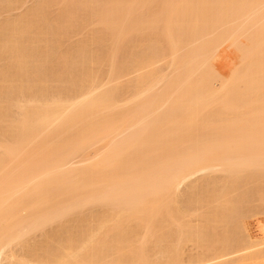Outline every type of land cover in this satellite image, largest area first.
Wrapping results in <instances>:
<instances>
[{
  "label": "bare ground",
  "instance_id": "obj_1",
  "mask_svg": "<svg viewBox=\"0 0 264 264\" xmlns=\"http://www.w3.org/2000/svg\"><path fill=\"white\" fill-rule=\"evenodd\" d=\"M41 1L46 5L54 0ZM68 1L65 0L67 7ZM100 1L103 4L100 2L99 8L93 6L90 18L101 26L102 36L94 38L97 42L100 37L112 42L111 47L105 46V49L111 48L109 51L102 50L107 60V56L100 54L110 63V69L116 64L120 70L117 71L121 72L113 74V69L108 76L113 80L126 70L127 74L143 71L137 77L138 72L135 82L130 81L137 92L130 98L134 97L133 104L126 101L118 104L120 93L117 91L124 92L121 90L126 85L123 89L118 85L106 90L95 87L96 82L92 85L96 76L92 74L94 68L90 69L96 58H86L85 49L77 51L83 53L77 57L81 58V64L76 59L72 63V66L80 64L77 70L81 67L82 73L78 70L77 82L81 80L78 83L82 82V90L78 84L74 93L71 92L73 86H64L65 81H60L62 86L56 83L55 87L44 71L43 78L42 69L36 71L43 67L40 63L48 55L64 52L59 42L58 52L52 44L57 41L60 28L75 19L72 15L76 14L75 5H69L74 13L72 8H64L68 10L66 20H70L65 22V17L59 16L64 20L56 21L66 24L60 26L57 22V28L54 18L55 28L53 23L50 29L41 25L47 10L38 8V3L23 17L18 16L20 19L10 18L12 23L4 22L0 26V118H9L8 124L0 119L6 124L1 125L0 132L10 131L8 135L13 138L11 141L3 137V141L1 137L7 134L0 133V149L4 150L0 153V260L4 254L6 264H264V216L261 211L254 213L256 218L251 216L255 218L256 223L252 221L255 227L248 217L250 227L244 222L246 219L239 217L241 211L237 209L241 210L243 204L238 201L241 206L237 208L239 196L236 195H246L247 191L242 192L240 187L250 185L251 181L264 182V0ZM54 36L55 40L48 38ZM128 37L138 38L134 42L140 46L135 43V51L134 42H128ZM145 38L149 41L143 42L144 49L138 42ZM91 39L87 38L85 46ZM124 40L127 46L131 43L129 58L117 64L115 55L125 45ZM224 44L234 47L239 54V63L227 79L220 78L214 68L219 48ZM141 45L142 50L138 51ZM129 47L133 51L131 56ZM95 55L100 59L99 53ZM162 57H171L170 76L160 74L154 67ZM59 60L53 64L55 68L51 64L53 70H61L62 65L68 72L67 61L61 64ZM84 61L90 63L89 70ZM53 72L52 77L57 76ZM109 77L108 83H111ZM25 78H28L26 82ZM157 85L159 88H155ZM84 86H88L86 91ZM54 87L58 90L62 87L61 91L64 87L65 92L71 93L67 92V96L56 89L49 94V89ZM25 89H33L31 94L27 90L32 96L26 97ZM76 89L80 92L77 96ZM22 93L26 100L21 97ZM125 130L129 131L125 137L112 142L120 134L115 132ZM101 141L107 146L94 162L82 168L65 167L70 156ZM208 171L222 173L212 177ZM202 172L209 173L201 179L203 182L200 180L203 186L192 183L194 186L188 185L184 190L187 195L183 194L180 186ZM204 180L208 183L203 184ZM245 189L251 191L249 186ZM255 193L260 202L264 200L263 188H254L248 197ZM183 196L201 208L186 206L185 201L182 206ZM96 202L111 206L76 219L77 223L69 227H57L60 230L47 233L39 244L29 246L22 241V254L5 253L26 233L38 230L80 205ZM237 215L248 227L249 234H245L246 226L242 225L243 241L240 235L241 239H237L238 231H234L240 230L239 225L242 227L235 218ZM256 227L258 231L250 232ZM186 243L193 244L199 252L186 258L183 250ZM235 255L240 256L228 261Z\"/></svg>",
  "mask_w": 264,
  "mask_h": 264
},
{
  "label": "rangeland",
  "instance_id": "obj_2",
  "mask_svg": "<svg viewBox=\"0 0 264 264\" xmlns=\"http://www.w3.org/2000/svg\"><path fill=\"white\" fill-rule=\"evenodd\" d=\"M10 1H12V0H10ZM15 1H17V2H15ZM38 1V2H37ZM68 1V0H67ZM71 2H72V0H70ZM74 1H76V0H74ZM77 1H79V0H77ZM80 1H82V2H86V3H79V2H75V4H74V2L71 4L69 1V3L70 4H68V7L67 6H65L66 5V3L67 2H65V0H54V1H51L50 2V4H46L45 5V3L43 4L42 3V1L41 0H14V2H12V3H14V4H10V2H9V4H10V6H9V4L7 3V1H1L0 0V26L2 27V25L4 24L5 25V23H8V22H10V20L12 21V19L14 18H17V19H20L21 17H23L24 15H25V13H28L29 11H31L32 10V7H34V4L35 5H37L36 3H38L39 5L38 6H40V7H38V8H40L41 10H43V8L44 9H46L47 10V13H46V11H45V14H47V17L49 16V18H47L46 16H44L43 15V17H45L44 19H43V21H45L44 22V24H41V25H44L43 27H46V26H52V23H53V28H57V22L58 21H61V20H64L63 18L60 20L59 19V16L60 17H65V22L66 21H69L70 20V18L68 19V20H66V17H67V11H65L66 10V8H68L69 9V7H70V9L72 8V12H73V10L74 9H76V11H75V13L76 14H72V15H74L73 16V18L75 17V19L72 21V20H70L69 21V23H65V24H63L64 23V21H63V25H65V27L64 26H62V28H60L61 29V32L60 33H62V31H64L65 33L62 35V34H58V35H56V36H58V38L56 37V36H54V38L53 37H48L49 39H54L55 40V37L57 38V41L55 40V41H53V42H57L56 43V45H54L55 43H53V42H51V40L49 41V39H48V41L49 42H51V43H53L52 45L54 46V48H55V50H57V52H58V50L60 51V49H62V52L63 53H65V51H68L69 53H70V55H69V53L67 54V55H65V56H62V55H64L63 53H61V52H58V54H60L61 53V56L59 57L58 56V54H56V51L54 52V48L52 47V45H51V49L53 48V52H54V54L53 55H50V57H49V55H48V57H49V59H48V57H47V59H46V57H45V59L46 60H48V61H46V60H44L45 62H47L46 64H45V62H43V63H40L41 65L43 64V67L41 68V67H39V68H36L37 70L36 71H39L40 69H42V70H40L41 71V73L43 74V71L45 72V75H47L48 76V78L47 79H49L52 83H53V85L55 86V84L56 85H58V82H63V81H65L66 82V80H67V83H65V82H63L64 83V86H66V87H68V88H72V86H73V88L72 89H70V90H72L71 92H73L74 93V91L73 90H75L74 88H78V86H76V85H78L79 84V86H81L80 88H81V90L83 89L82 87H83V85H82V82H81V84L80 83H78L79 81H81L80 79L78 80V82H77V78H78V74H79V72H80V68L78 69L79 70V72H78V70H77V68H78V66H80V62H82L81 61V58H80V60L79 59H77V57L79 58L80 57V55L81 54H83L82 53V51L80 50L79 52H77L78 50H79V48L80 49H85V50H87V54L85 55V57L87 58V56H89V57H91V58H88V59H91L92 60V57L94 56L95 58H96V65L94 64V66L90 69L89 68V64H86V61H84V64H86V65H88V70L90 69V71H92L93 70V68H94V70L92 71V74H94L95 73V75L94 76H96L95 77V80L96 81H94V79H93V81H92V83L90 82V83H88V79L87 80H85V81H87V85L89 84H92V85H95V82H96V86L95 87H97L98 86V88H101L100 90H106L107 88L109 89V88H111L110 86H112V88L113 87H118V85H120V87L122 88V87H125L124 85H126V87L124 88L125 90H121V91H124V92H118L117 91V93H120L119 94V96H118V98H117V100L119 99V102H118V104H122L123 105V103L126 101V102H129V103H131V104H133L132 102V100L134 99V95H136L137 94V92H136V88H134V89H132V83L131 82H133L134 81V79H135V77H136V75L138 74V72L139 71H137L136 72V70H135V73H130L129 72V70H128V74L126 73V71L124 70V69H122L123 71H125V74H118L117 76H114L115 78V80L116 81H114V79L112 80V77H109L113 72H115V74L116 73H118L120 70H119V67H117V65L115 66L116 68H114V66H112L113 67V69H115V70H113L112 68L110 69V66L108 65V64H110L109 62H107V61H104L105 59L107 60V58H108V56L107 55H105V53H103V52H105V51H103L102 52V50L103 49H105V46L107 45H110V47H111V44H112V42H111V44L108 42V39H104V40H102L103 38L102 37H100L101 39V41L100 40H98V42H97V39H95L94 38V36H96V35H101L102 36V34H100L101 32L99 31L100 29H101V26L100 27H98L99 25L96 23V22H94L93 20H94V18H93V20H92V17L90 18V16H91V13L93 14V9L95 8V7H97V8H99L100 7V0L97 2L96 0H80ZM90 2V5L88 4V2ZM103 2H104V0H102ZM4 2H6V5H5V3ZM40 2V3H39ZM62 2V3H61ZM41 3L43 4V5H41ZM65 3V4H64ZM102 3V2H101ZM98 4V5H97ZM103 4V3H102ZM102 4H101V6H102ZM8 5V6H7ZM69 5H71V6H73L74 7V5H75V7H74V9H73V7H71V6H69ZM43 6V7H42ZM88 6H90V7H88ZM93 6H94V8H93ZM31 7V8H30ZM42 7V8H41ZM87 7H88V9H87ZM35 8H37L36 6H35ZM64 8H65V10H64ZM89 8H91V12L89 13V11H90V9ZM64 10V11H63ZM98 10V9H97ZM65 12L66 13V16H65V13L63 14V12ZM43 12V11H42ZM95 12H96V9H95ZM44 13V12H43ZM42 13V14H43ZM61 13V14H60ZM74 13V12H73ZM62 14L64 15V16H62ZM87 14H90V15H87ZM22 15V16H21ZM20 18H19V17ZM10 18H12V19H10ZM40 18V19H41ZM51 18V19H50ZM53 18H54V20L56 21V20H58V21H56V26L54 27V25H55V23L54 22H52V20H53ZM72 18V19H73ZM87 18V20H85ZM14 19H13V21H14ZM89 19V20H88ZM5 20H8V21H5ZM47 20L50 22L51 21V24H49V22H47ZM90 20H92L93 21V23H96L95 25L97 26H94V24L92 23V21H90ZM72 21V22H71ZM5 22V23H4ZM40 22H42V21H40ZM10 23H12V22H10ZM47 23H48V25H47ZM60 22H58V24H59ZM61 23H60V26H61ZM92 23V24H91ZM48 27H46V28H48ZM51 27V28H52ZM59 27V26H58ZM63 28H65V29H63ZM99 28V29H98ZM1 29V28H0ZM3 29V28H2ZM49 29H50V27H49ZM60 29H59V31H60ZM63 29V30H62ZM1 32H2V30H0ZM98 31H99V34H98ZM94 34V35H93ZM91 35H92V37H91ZM92 38L89 42H86V46H85V41H87V38ZM132 36V35H131ZM147 37L146 38H149V36L148 35H146ZM133 37H135V36H133ZM133 37H128L127 39H129V41L128 42H130V40H132L133 39ZM137 37V36H136ZM142 37V36H141ZM244 37V36H243ZM131 38V39H130ZM138 38H140L139 36H138ZM137 38V39H138ZM145 38V39H146ZM98 39H99V37H98ZM136 39V38H135ZM134 39V40H135ZM136 39V42L137 41H139V40H137ZM244 38H242V40H243ZM89 40V39H88ZM126 40V39H125ZM125 40L123 41V44L125 43ZM134 40H132V42H134ZM141 40V39H140ZM47 41V42H48ZM95 41V42H94ZM105 41V43H103ZM146 41H147V43H148V41L149 40H145V41H142L141 40V42H138V43H142V45H143V42H145L146 43ZM58 42H59V44H60V46H61V48H60V46H58L57 47V44H58ZM97 42V43H96ZM100 42H102V43H100ZM128 42H127V44H128ZM136 42H134V44H133V46H132V49L134 48V50L133 51H135V49H137V48H135L134 47V45H135V43ZM107 43H109V44H107ZM146 43V44H147ZM58 44V45H59ZM120 44H122V43H120ZM127 44L125 43V45L127 46ZM137 44V43H136ZM124 45V46H125ZM129 45H131V43L129 44ZM128 45V46H129ZM138 45V44H137ZM136 45V46H137ZM141 45V47H139V50L138 51H140V50H142L141 48L143 47L144 49H145V44L142 46ZM225 45V46H224ZM223 46H221L220 48H219V56H218V54H217V59H215V61H214V68L216 69L215 71H216V73H218V74H220L219 75V77L220 76H222L223 78H226L227 76L228 77H230L229 75L230 74H232V72L231 71H233L234 69V67L236 68V66L238 65L237 63H239L238 62V60H239V57H238V53H237V51H235L234 50V47H230V46H227V44H224ZM81 46V47H80ZM124 46H123V48H121L120 47V45L118 46V48L120 47V49H119V53L118 52H116V53H118V55H115V58H116V60H117V64L120 62L121 64L124 62L123 60L128 56V58H129V55H128V46H127V49L126 48H124ZM125 46V47H126ZM138 46H140V44L138 45ZM137 46V47H138ZM83 47V48H82ZM109 47V46H108ZM60 48V49H59ZM130 48V47H129ZM64 49V50H63ZM108 49V50H107ZM107 49H105L106 51H109L111 48H107ZM143 49V50H144ZM84 50V51H85ZM127 50V51H126ZM51 51V50H50ZM50 51H48V52H50ZM129 51H131V48L129 49ZM133 51H131L130 52V56L133 54ZM52 52V51H51ZM52 52V53H53ZM81 52V53H80ZM86 52V51H85ZM85 52H84V54H85ZM102 52V53H101ZM128 52V53H127ZM52 53H50V54H52ZM95 53H99V55H100V59L98 58L99 56H97V55H95ZM103 56H107L105 59H102L103 57H102V55ZM107 53V52H106ZM49 54V53H48ZM89 54V55H88ZM92 55V56H91ZM82 56V55H81ZM83 58L82 60H85L86 58ZM93 57V58H94ZM59 58H60V60H59ZM128 58H126L127 60H128ZM165 58H168V57H165ZM164 57H162V58H160L159 60H157V62H156V64L154 63V67H155V69L156 70H160V74H167L168 73V75L170 76L172 73H170L169 71H172L173 72V69L172 70H170V68L168 67V65H170V62H171V57L170 58H168V59H165ZM73 59H76V61L78 60L79 62L78 63H80L79 65H75V66H72V65H74V64H72L73 63ZM88 59H86V60H88ZM126 59H125V62H126ZM162 59H164V60H162ZM169 59H170V62H169ZM58 60L60 61V63L61 64H63V62L65 61H67V63H65L66 65L65 66H67L68 67V72H67V70L65 69V67H63L62 65L60 66V68H61V70H62V67L64 68L62 71L61 70H59V69H54L53 70V67L55 68V65L57 64L56 62H58ZM99 60H101L100 62H99ZM123 61V62H122ZM0 62H1V64H2V61H1V59H0ZM42 62V61H41ZM168 62H169V64H168ZM56 63V64H55ZM59 63V64H60ZM78 63H76V64H78ZM88 63V62H87ZM53 64H55V65H53V67H52V65ZM121 64H119V66L121 67ZM237 64V65H236ZM85 65V66H86ZM92 65V64H91ZM124 65V64H123ZM126 65V64H125ZM44 66H45V68H44ZM57 66H59V65H57ZM85 66H83V67H85ZM33 67V66H32ZM50 67H52V68H50ZM66 67V68H67ZM76 67V68H75ZM125 67V66H124ZM123 67V68H124ZM171 68H172V66H170ZM31 68V67H30ZM29 68V69H30ZM34 68V70H35V67H33ZM32 68V69H33ZM151 68H153V66L151 67ZM32 69H30V70H32ZM39 69V70H38ZM83 70H84V68H82ZM117 69L119 70V71H117ZM121 69V68H120ZM233 69V70H232ZM30 70H28V71H30ZM34 70H32V71H34ZM55 71V72H57V74L55 73V72H53V74H55V75H57V76H55V77H52V75H51V72L52 71ZM58 70L59 71H61V73H62V75H60V73L58 72ZM65 70V71H64ZM111 70H113L112 71V73H109V71H111ZM121 70V71H122ZM133 72H134V69H131ZM148 70H149V68H148ZM31 71V72H32ZM39 71V72H40ZM64 71V72H63ZM117 71V72H116ZM131 71V72H132ZM146 71H147V69H146ZM38 72V73H39ZM65 72H67V74H63V73H65ZM94 72V73H93ZM143 72V71H142ZM141 71L139 72V74L137 75V77L142 73ZM144 72H145V70H144ZM162 72V73H161ZM33 73L34 72H32L31 73V75H33ZM68 73H70V75L68 74ZM76 73V74H75ZM81 73H82V70H81ZM80 73V74H81ZM108 73L110 74L109 76H108ZM119 73H121V72H119ZM124 73V72H123ZM170 73V74H169ZM74 74H75V76H74ZM114 74V73H113ZM165 74V75H166ZM41 75V74H40ZM67 75V76H66ZM119 75H121L122 77H119ZM165 75H163V76H165ZM167 75V76H168ZM42 76V75H41ZM81 76V75H80ZM79 76V77H80ZM28 77H30L31 78V76H28ZM108 77L109 78H111V80L113 81H111V83H108ZM118 77H119V79H118ZM166 77V76H165ZM222 77H220V78H222ZM43 78H45L44 77V74H43ZM50 78H52V79H50ZM81 78V77H80ZM91 79H92V77H90ZM89 78V79H90ZM76 79V80H75ZM227 79V78H226ZM25 80V82H26V80H28V78L26 79H24ZM49 80H48V82H49ZM84 80H82L83 82H84ZM131 81V82H130ZM136 81V80H135ZM134 81V82H135ZM59 83V85L60 86H62L63 84L62 83ZM75 83V84H74ZM51 83H49V85H50ZM69 84V85H68ZM85 84V83H84ZM85 84V85H86ZM131 84V85H130ZM161 85H162V83H160ZM159 84V85H160ZM52 85V84H51ZM51 85H50V87H51ZM53 85H52V87L51 88H53ZM74 85H75V87H74ZM92 85H90L91 87H92ZM100 85L102 86V87H100ZM115 85V86H114ZM122 85V86H121ZM133 85H134V83H133ZM161 85H160V87H161ZM89 86V87H90ZM127 86H129L128 88H127ZM56 87V86H55ZM55 87H54V89L52 90L51 88L49 89V94H53V92H54V90H56L57 88H59L58 86H57V88L55 89ZM88 86H86V88H87ZM134 87V86H133ZM159 88V86L157 85L155 88ZM67 88V89H68ZM85 86H84V91H86L85 89ZM93 88H94V86H93ZM97 88V91L98 92H100L99 91V89ZM120 88V89H121ZM48 89V88H47ZM47 89H44L45 90V92H46V94L48 93L47 92ZM61 89H62V87H61ZM61 89H59L60 91H61ZM64 87H63V90L61 91V92H65L64 91ZM66 89V90H67ZM89 89V88H88ZM120 89L118 88V90L120 91ZM123 89V88H122ZM126 89H128V90H126ZM143 89V88H142ZM140 90V92L141 91H143V90ZM27 90H31V89H27ZM26 89H25V91H27ZM52 92H51V91ZM58 90V89H57ZM58 90V91H59ZM69 90V89H68ZM70 90H69V92H70ZM79 89H76V91H77V93H75L76 94V96L77 95H79V91H78ZM135 91V92H132V91ZM24 91V92H25ZM32 91H33V89H32ZM32 91H30L29 93L31 94L32 93ZM34 91H36V90H34ZM57 91V92H58ZM83 91V92H84ZM97 91H95V93L97 92ZM23 92V93H24ZM51 92V93H50ZM57 92H55L54 94H56ZM68 92V91H67ZM67 92H65V94L67 93ZM68 92V93H69ZM70 92V93H71ZM13 92H11V95H12V97H13V94H12ZM23 93H22V95H21V97L23 98V97H25L26 95V97H30V96H32V95H28L29 93H28V91L26 92V95L25 96H23ZM28 93V94H27ZM63 93H60L61 94V96H62V94ZM134 93V94H133ZM4 94H7V92H5ZM25 94V93H24ZM45 94V93H44ZM63 94V97L64 96H68V94ZM132 94H133V99H130L131 97H132ZM8 95V94H7ZM9 95H10V92H9ZM17 95V94H16ZM16 95H14L15 97H16ZM57 95V94H56ZM73 95V94H72ZM72 95H70L71 97H72ZM5 96V98L6 97H10V96H6V95H4ZM4 96H2V98H4ZM43 96V98H44V95H42ZM48 96V98L50 97L49 95H47ZM53 96H55V95H51V97H53ZM75 96V97H76ZM20 96H18V98L20 99L21 98ZM25 97V98H26ZM45 97H46V95H45ZM73 97H74V95H73ZM25 98H23L24 100H26ZM47 98V97H46ZM11 99V98H10ZM23 99H21V100H23ZM128 99H129V101H128ZM130 100H131V102H130ZM12 101H13V99H12ZM119 105V106H120ZM125 105V104H124ZM125 106H127L128 107V103L125 105ZM125 106L123 107V108H125ZM129 106H130V104H129ZM120 108H122V107H120ZM13 109H15V107L13 108ZM12 109V110H13ZM11 110V112H13L14 113V111H12ZM15 112H16V110H15ZM0 119H2V117L0 118ZM8 119V121H9V118H7ZM7 119H5L4 117H3V119H2V121L4 120V121H6ZM1 121V122H2ZM0 122V128H2L1 127V125H4L5 123H1ZM6 123L8 124V122L6 121ZM6 125V124H5ZM5 127V126H4ZM7 127V126H6ZM8 128V127H7ZM4 129H6V128H4ZM7 130V129H6ZM9 130V129H8ZM129 130V129H128ZM128 130H125L126 132H123L122 131V133L121 132H115V133H120L119 135H117V136H115V137H113L114 135H116L115 133H113V136H111V138H112V142H115V140L114 139H116L117 141H118V139H122V137H125V135H127L128 133H129V131ZM3 131V128H2V130H1V132ZM0 132V133H1ZM10 132V131H9ZM9 132H8V134H9ZM131 132V131H130ZM1 134H4V132L3 133H1ZM0 134V135H1ZM5 134H7V133H5ZM4 134V135H5ZM5 135V136H0L2 139H3V141H5L4 140V138L3 137H7V138H10L9 140H13V138L11 137L12 135V133H10V135L11 136H9V135ZM1 138H0V140H1ZM6 138V139H7ZM111 138H108V139H111ZM8 140V139H7ZM6 140V141H7ZM114 140V141H113ZM111 141V140H110ZM2 142V141H1ZM0 142V143H1ZM9 142V141H8ZM101 142H103V141H101ZM101 142H97V144H93L92 146H90V145H87V147L86 148H84V149H82V152L81 151H79L78 153H76L75 155H73V156H70L69 158H70V160L68 161V165H66L65 167L66 168H71V167H78V168H80L81 166H86L88 163L89 164H91L92 162H94V160H96L97 159V157H99L98 155H101L100 153H102L104 150H105V148H106V143L105 142H103V143H101ZM105 144V145H104ZM89 146V147H88ZM1 148V147H0ZM3 150V149H2ZM1 149H0V153L2 152H4V150L2 151ZM96 158V159H95ZM84 166V167H85ZM82 168V167H81ZM209 172V171H208ZM209 173H212V174H210L211 176L212 175H214V176H220L221 175V173L222 172H213V171H210ZM208 173V174H209ZM207 174V172H202V173H197L196 175H194L193 177H191L190 179H188V181H186L184 184H182L181 186H180V191L182 192L183 191V194H184V190H186V187L188 188V185H192V186H194L192 183H194V184H201L202 182H203V180H201V179H204L203 177L206 175H208ZM209 175V176H210ZM213 177V176H212ZM200 180L202 181V182H200ZM206 180V179H205ZM204 180V181H205ZM209 181V180H208ZM255 181H257V180H255ZM200 182V183H199ZM206 182V183H205ZM203 184H207L208 182L207 181H205ZM250 183V185L249 184H245L246 186H249V190H251V191H248V189H245V190H243L246 186L245 185H243L242 187L243 188H241L240 187V189H241V191L243 192V191H247L246 193V195H244V196H246V197H244L243 195H242V197H241V195H239L238 193L236 194V195H238L239 196V198H238V196H237V198L239 199H237V204L239 203L238 201H240V204H243L242 206L240 205V204H238L237 205V208H239L238 206L240 205L241 206V210H240V208L239 209H237V211L239 210V211H241L240 213H241V215H239V217L243 220V219H246V221H247V219H248V217L250 218L251 216H254L255 218H256V216H255V212L256 211H261L260 213L264 216V213H262V212H264V200L263 201H259L258 200V198H257V196H256V194L257 193H255V196H253L254 194H250L251 196L250 197H248V195H249V193L251 192V193H253L254 192V188H256V187H260V188H263L264 189V182L261 180H259V182H253L252 183V181L251 182H249ZM255 184L257 185L256 187H255ZM202 185V184H201ZM189 186V187H190ZM197 186H200V185H197ZM203 186V185H202ZM245 186V187H244ZM248 188V187H247ZM256 190V189H255ZM258 190V189H257ZM257 190L255 191V192H257ZM188 191V190H187ZM237 192H239V190L237 191ZM242 192L240 193V194H242ZM249 192V193H248ZM187 192H185V195H187L186 194ZM188 195H189V191H188ZM235 195V193L233 194V196ZM186 197L187 196H183V198L181 199L182 200V202H181V204H182V206H184V205H186V206H192V205H194L195 206V204L193 203L192 204V202L191 203H189L190 201H189V198H187L188 199V201H187V199H186ZM240 197H241V199H240ZM253 198L254 197V199H248V198ZM185 198V199H184ZM235 198H236V196H235ZM244 198H246L245 200H246V202L244 201V203H241V202H243V201H241V200H243ZM257 198V199H256ZM184 199V200H183ZM183 201H185V203L183 202ZM183 203H184V205H183ZM192 204V205H191ZM110 206H111V204H110ZM110 206H108V204L107 203H105V205L104 204H102V203H100V202H96V203H89V204H85V205H80L77 209H75L74 211H72V212H70V213H68V214H65L64 216H62L61 218H59V219H56V220H54V221H52V222H50V223H47L46 225H44V226H42V227H40V228H38V230L36 229V230H34L33 232H30V233H26V235H24L22 238H21V240H19V241H15L14 243H12V245H10L7 249H6V251H5V253H8L9 251L10 252H15V253H17V254H22L21 252L23 251V247H22V241H26L27 242V244L29 245V246H31V245H36V244H39L40 242L39 241H43V239L45 238V235L47 234V233H50L51 231L52 232H54L53 230H55L56 232H57V230H60L59 228H57V227H59V226H62V225H64V226H66V227H69V226H71V225H74L75 223H77V220L76 219H79V218H81V217H85V216H89V215H91V214H94V213H99L100 211H104L105 209H107V208H109ZM190 207H188L189 209H190ZM195 207H200V205L199 206H195ZM194 207V208H195ZM104 208V209H103ZM113 208V207H112ZM197 208V210H199ZM201 208V207H200ZM101 209V210H100ZM205 209V208H204ZM191 210H192V208H191ZM98 211V212H97ZM197 212H199V211H197ZM195 213V216H194V218L196 217V214H198V213ZM259 213V214H260ZM236 214H239V212L238 213H236ZM235 214V215H236ZM261 215V216H262ZM263 216H262V218H263ZM258 217H260V216H258ZM235 218L237 219V220H239V223L241 222H243V221H241V219L240 218H238V215H237V217L235 216ZM252 218V217H251ZM250 218V219H251ZM255 218H254V220H253V218H252V220H251V222L253 221V222H255ZM261 218V217H260ZM260 218H257V219H260ZM191 219L193 220V217H191ZM264 219V218H263ZM195 220V219H194ZM260 220H262V219H260ZM196 221V220H195ZM245 220H244V222L245 223H247L248 224V221L246 222ZM243 222V223H244ZM251 222H249V224L251 223ZM253 222L251 223L252 225H253V227H255L256 225L255 224H253ZM241 224V226L242 225H247V224ZM256 223V222H255ZM248 224V225H249ZM250 224V225H251ZM249 225V226H250ZM255 225V226H254ZM244 226V227H245ZM63 227V226H62ZM62 227H60V228H62ZM250 227H252V226H250ZM237 228H239L240 230H238V229H234V231L235 230H237L236 232L238 233L237 234V239H239L238 237H239V235L241 236V240L243 241L244 239V235L245 234H249V232H248V230H247V226L245 227V229L247 230L246 231V233L244 234L243 232H244V228H243V226L242 227H240V225H239V227H237ZM242 228H243V230H242ZM254 230H256V231H258V228L256 227V228H253V231H252V228H251V231L250 232H255ZM239 231H240V233H239ZM56 232H54V233H52V234H55ZM59 232V231H58ZM235 232V233H236ZM241 232L243 233V234H241ZM248 232V233H247ZM61 234H62V230H61V232H60ZM242 235H243V237H242ZM58 236H59V233H58ZM235 236H234V238H236ZM239 239V240H240ZM39 242V243H38ZM239 242V241H238ZM31 244V245H30ZM264 249V248H263ZM183 250H184V252H185V257L186 258H188L189 256H191V255H194V254H197V252H199V250H198V248H195V246H193V244H191V243H186L185 245H184V247H183ZM9 252V253H10ZM240 256V255H239ZM238 255H235V256H231V257H229L228 258V261H230L231 259H233L234 260V257H235V259L237 258V257H239ZM2 258L3 259H1L0 261H2L1 263L2 264H6V263H8L7 262V260H6V256L4 257V254H3V256H2ZM109 259H111V257L109 258ZM225 260V259H224ZM226 260H227V258H226ZM225 260V261H226ZM0 263V264H1Z\"/></svg>",
  "mask_w": 264,
  "mask_h": 264
}]
</instances>
